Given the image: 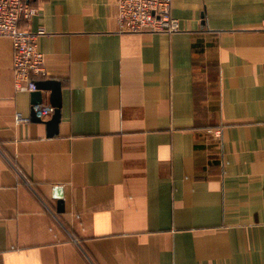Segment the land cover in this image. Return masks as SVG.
Returning <instances> with one entry per match:
<instances>
[{"label": "crops", "instance_id": "obj_1", "mask_svg": "<svg viewBox=\"0 0 264 264\" xmlns=\"http://www.w3.org/2000/svg\"><path fill=\"white\" fill-rule=\"evenodd\" d=\"M29 3L60 119L15 122L0 36V264H264V0H171L170 34L120 31L114 0Z\"/></svg>", "mask_w": 264, "mask_h": 264}, {"label": "built area", "instance_id": "obj_2", "mask_svg": "<svg viewBox=\"0 0 264 264\" xmlns=\"http://www.w3.org/2000/svg\"><path fill=\"white\" fill-rule=\"evenodd\" d=\"M119 29L126 33H166L179 30V19L171 14V0H114ZM37 8L29 0H0V36L9 37L12 45V75L17 91L29 94L36 90V82L45 80L47 73L42 52L37 47L40 32L20 30L22 21L29 20ZM264 31V19L260 23ZM264 71V67H263ZM31 109L40 119L50 116V104H34ZM16 123L29 118L14 114Z\"/></svg>", "mask_w": 264, "mask_h": 264}, {"label": "water", "instance_id": "obj_3", "mask_svg": "<svg viewBox=\"0 0 264 264\" xmlns=\"http://www.w3.org/2000/svg\"><path fill=\"white\" fill-rule=\"evenodd\" d=\"M44 90L50 91L49 103L53 107V112L48 120H42L36 116L31 109L30 119L32 122L43 123L46 127V135L52 136L57 133V126L60 119V83L57 80L46 79L36 82V90L30 93L31 105L40 104L42 102L41 92ZM54 197L57 200L58 211L62 210V195L61 187H53Z\"/></svg>", "mask_w": 264, "mask_h": 264}]
</instances>
